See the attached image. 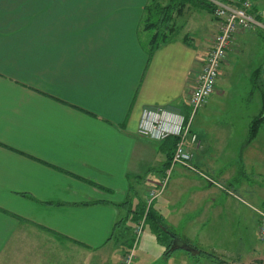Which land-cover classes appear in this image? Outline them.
<instances>
[{
	"label": "crops",
	"instance_id": "1",
	"mask_svg": "<svg viewBox=\"0 0 264 264\" xmlns=\"http://www.w3.org/2000/svg\"><path fill=\"white\" fill-rule=\"evenodd\" d=\"M149 1L0 0V264H109L101 252L121 236V205L145 206L169 170L174 138L144 136L142 118L188 116L217 22L188 8L150 55ZM255 33L236 34L239 55ZM227 56L191 126L192 163L219 186L174 166L149 206L180 238L224 254L254 239L253 209L264 208V118L247 142L263 110L264 60Z\"/></svg>",
	"mask_w": 264,
	"mask_h": 264
},
{
	"label": "built area",
	"instance_id": "2",
	"mask_svg": "<svg viewBox=\"0 0 264 264\" xmlns=\"http://www.w3.org/2000/svg\"><path fill=\"white\" fill-rule=\"evenodd\" d=\"M213 8V17L217 22V33L213 44L208 49L196 84L191 92L187 104L189 113L186 118H179L174 124L164 118V112L146 113L142 118L140 133L153 140L161 141L168 137L175 138L174 150L170 159V168L164 177L152 188L146 199V209L164 190L171 175V168L182 167L196 173L207 182L217 185L211 179L203 176L192 163V151L198 145L197 136L192 132V123L197 112L202 109L214 93L222 65L227 53L233 46L234 37L239 32H250L263 28L253 14L252 0H203ZM219 186V185H217ZM229 195H235L227 191ZM256 214V233L260 239L264 238V208L253 209ZM145 217L138 221L134 229L135 243L142 235ZM133 253L129 252L122 264H131Z\"/></svg>",
	"mask_w": 264,
	"mask_h": 264
},
{
	"label": "rangeland",
	"instance_id": "3",
	"mask_svg": "<svg viewBox=\"0 0 264 264\" xmlns=\"http://www.w3.org/2000/svg\"><path fill=\"white\" fill-rule=\"evenodd\" d=\"M254 1H256L258 3V6H261V4H262L261 7L264 9V0H253V2ZM188 8H191V7H187L186 9H188ZM192 9H194V8H192ZM196 10H200V9H196ZM201 11H203L205 14H207L212 19H214L213 14L212 15L208 14L204 10H201ZM217 29H218V27H217ZM217 29H216V32L213 36L212 44L214 41V37L217 33ZM258 30L259 29H255L253 31H250V33H255V31L257 32ZM236 36L234 37L233 46L230 48L229 52L227 53V54H231V57H232L231 61L241 59V58L250 59L251 57H253V59L255 60L254 66L256 64L260 65L261 59L264 60V33L262 32V33H255L254 35L252 34L251 36L253 38L251 36L250 37L248 36L249 38H247L245 40V42H244L245 44L248 45L250 43V45H251V47L247 48L246 51L243 50L246 54L248 53L247 54L248 56L245 55L244 53H242V55L241 54L239 55V52L241 50L239 49V47H237ZM234 57H237V58L233 59ZM227 61H228V56H226L225 62H227ZM229 62H230V60H229ZM246 62H247L246 65H249L248 61H246ZM262 74H263L262 79L264 82V71ZM262 88H264V86ZM231 100H232V102H234V108H236V109L243 108L241 99L232 98ZM235 102L237 103L236 105H235ZM229 104H230V102H229ZM263 106H264V102H263ZM238 111L240 112V110H238ZM261 115H264V107H263ZM258 131H257V134H258ZM257 134L255 135V137L257 136ZM259 135H260L259 136L260 139H262L264 141V124L262 125V127L260 129ZM247 142L249 143L250 141L247 140ZM146 211H147V209L145 210V213H146ZM128 217L129 218H127V220L121 225V229H120V233H121L120 235L121 236H118L119 239H116L112 243H109L107 245V247L103 250V252H101L102 255H104V253L107 254L106 260H107V262H109V264H118L120 257H121L120 258V264H122V262L125 260L127 254L129 252L133 253V259H132L131 264H212L204 258L198 259V260L188 258L187 256H184V255H186V251L181 250V249L175 251V253H176L175 256H173V257L170 256L168 258H165L163 256V252H164L166 246L161 245V244L156 242L155 237H154V233H153L154 229L148 223H146V225H144L142 235L140 236V238H138L137 242L135 243V236H134V229L136 227V223L134 222L135 216H133V214H132V215H129ZM191 236H192V234H191ZM194 242H196V243H194ZM190 243L196 247H197V245L198 246L200 245L202 248H206V246H211L210 243L209 244H206V243L201 244L200 238L199 239L193 238V241ZM212 246H215V245L213 244ZM232 246H233V249L228 248L229 250H223L225 252V254L222 253V251H218L219 248L215 246L214 248H215L216 253H214V252L213 253L219 259L222 257V259L225 262L224 264H264V238L260 239L258 237L257 233H256V235H254L253 240H251V241L248 240L247 242H242L240 244L233 243ZM202 251L208 252L207 250H203V249H202ZM120 254H122V255H120ZM219 256H221V257H219ZM94 261H97V259L95 258ZM87 264H89V262Z\"/></svg>",
	"mask_w": 264,
	"mask_h": 264
},
{
	"label": "trees",
	"instance_id": "4",
	"mask_svg": "<svg viewBox=\"0 0 264 264\" xmlns=\"http://www.w3.org/2000/svg\"><path fill=\"white\" fill-rule=\"evenodd\" d=\"M187 7L200 9L206 11L208 14H213V8L210 4L203 0H150L149 4L145 7V17L143 19V30L152 34L149 41L150 55L162 44L167 42L176 32L175 21L183 16ZM254 14V11H252ZM258 19V16H256ZM258 79L255 77V85ZM264 107V106H263ZM264 115L255 119L249 129L248 141L252 140L257 131L259 130ZM174 138V145H175ZM129 203H124L121 208L127 213L126 218L119 220L115 225L116 228H121V225L129 218V215L135 216L134 222H138L143 216L145 223L153 227V233L159 244L165 245L166 248L163 252L165 258L176 250H184L186 252L196 253L200 258L208 260L212 264H224L225 262L219 259L213 252H205L192 245L189 241L180 238L172 232L164 223L163 218L150 208L145 213V206L137 204L133 209Z\"/></svg>",
	"mask_w": 264,
	"mask_h": 264
}]
</instances>
